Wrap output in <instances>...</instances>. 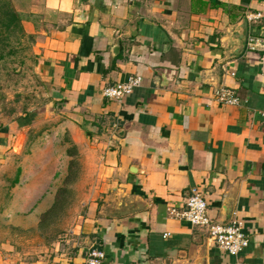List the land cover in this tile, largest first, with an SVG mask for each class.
<instances>
[{"label": "crops", "instance_id": "1", "mask_svg": "<svg viewBox=\"0 0 264 264\" xmlns=\"http://www.w3.org/2000/svg\"><path fill=\"white\" fill-rule=\"evenodd\" d=\"M11 2L88 188L64 243L23 260L0 241V264H85L92 246L103 264H193L202 249L205 264H264V50L245 42L231 57L242 20L246 39L264 42V0ZM131 76L140 84L120 102L102 95ZM223 86L238 104L217 99ZM10 134L0 132V151ZM192 188L212 219L235 189L229 220L247 233L243 252L175 216Z\"/></svg>", "mask_w": 264, "mask_h": 264}, {"label": "rangeland", "instance_id": "2", "mask_svg": "<svg viewBox=\"0 0 264 264\" xmlns=\"http://www.w3.org/2000/svg\"><path fill=\"white\" fill-rule=\"evenodd\" d=\"M33 64L30 40L11 38L0 56V132L11 133L9 148L0 151V241L23 260L44 255L53 243L69 238L85 210L88 188L75 157L76 176L66 185L57 215L39 224L66 175L70 143L66 128L55 127L58 118L49 116L50 104Z\"/></svg>", "mask_w": 264, "mask_h": 264}, {"label": "built area", "instance_id": "3", "mask_svg": "<svg viewBox=\"0 0 264 264\" xmlns=\"http://www.w3.org/2000/svg\"><path fill=\"white\" fill-rule=\"evenodd\" d=\"M260 17V12L246 15V19L249 22H255ZM246 47L248 50L257 48L264 50V42L257 37L248 36ZM140 81L141 79L138 76L128 77L123 82L105 86L102 90V95L110 100L120 102L125 95L129 94L134 87L140 84ZM217 99L225 104L236 105L239 103V98L236 96L234 89L230 87H221L217 92ZM173 213L191 225L204 229L207 238L229 255L236 256L248 247L249 238L243 229L242 223L237 219L229 220L224 224L213 222V219L208 214L206 200L195 188L190 190L184 209L179 213ZM104 259L105 252L103 250L90 247L87 250L84 262L85 264H103Z\"/></svg>", "mask_w": 264, "mask_h": 264}, {"label": "trees", "instance_id": "4", "mask_svg": "<svg viewBox=\"0 0 264 264\" xmlns=\"http://www.w3.org/2000/svg\"><path fill=\"white\" fill-rule=\"evenodd\" d=\"M22 15L16 11L11 0H0V56L3 53V50L10 44V40L19 41L21 38L25 37L30 39V36H27L21 26ZM28 116L27 113L24 114ZM70 146L67 149L68 155L70 157L67 164V172L62 180V185L59 186L54 194L53 201L51 205L40 214L39 224L41 226L45 225L54 214L57 215V208L68 192L66 185L69 182H72L75 179L74 167L77 166L78 162L76 160L77 152L75 146L69 141ZM20 170V169H19ZM19 170L17 172H19ZM18 174L15 176L13 182L18 179ZM94 247V246H92ZM96 247V246H95ZM103 250L99 246L96 247ZM104 251V250H103Z\"/></svg>", "mask_w": 264, "mask_h": 264}, {"label": "water", "instance_id": "5", "mask_svg": "<svg viewBox=\"0 0 264 264\" xmlns=\"http://www.w3.org/2000/svg\"><path fill=\"white\" fill-rule=\"evenodd\" d=\"M235 31H236V35H237L236 47L234 48L235 53L231 57H234V56L240 54L244 49L245 42H246V36H247L246 21L242 20L237 25H235ZM227 58L228 57H226L225 59H227ZM214 84H212V85H214ZM217 84H218V82H217ZM217 84L214 85V86H216L215 89L218 88ZM234 192H235V189H232L230 191L229 195L224 197V200L219 207L218 215L216 216L215 219H213V222L218 223V224H224V223L229 221L231 211H232L233 201H234ZM193 264H205V256H204L203 249H202V253L198 256V259H196Z\"/></svg>", "mask_w": 264, "mask_h": 264}]
</instances>
